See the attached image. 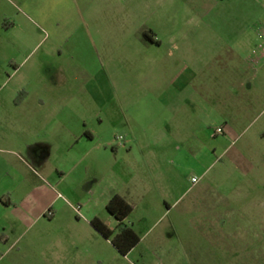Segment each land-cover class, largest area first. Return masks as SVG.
I'll return each instance as SVG.
<instances>
[{"label": "rangeland", "instance_id": "obj_1", "mask_svg": "<svg viewBox=\"0 0 264 264\" xmlns=\"http://www.w3.org/2000/svg\"><path fill=\"white\" fill-rule=\"evenodd\" d=\"M203 1L54 0L40 9L44 0H34L36 10L28 12L39 24L36 41L9 45L0 65V116L30 113L41 95L78 97L86 101L83 113L96 137L81 169L68 172L61 184L53 182L61 197L52 209L56 221L49 228L39 225V264L50 258L60 264H264V98L258 90L264 54L254 50L263 43L250 26L255 11L246 10L252 22L247 41L227 43L236 44L242 57L224 52L203 65L186 58L188 66H198L200 81L179 91L176 72L190 82V71L176 69V60L190 50L175 37L208 33L201 20L212 15ZM235 10L232 20L238 19ZM237 35L230 33L232 39ZM41 61L61 71L59 82L49 83L51 91L41 83L47 76ZM16 64L23 69L12 77ZM31 67L32 81L25 73ZM203 79L208 87L200 85ZM176 97L230 103L235 133L216 136L225 123L207 118L206 106L199 107L197 120L165 115L157 101ZM27 98L33 107L18 109ZM95 162L101 165L98 179ZM58 168L69 171L56 155L55 179ZM110 188L140 191L157 202L165 197L172 207L149 218L141 211L131 216L127 223L148 236L127 257L95 229L96 236L88 235L94 217L117 230L106 210ZM51 236L57 242L47 249L42 241Z\"/></svg>", "mask_w": 264, "mask_h": 264}, {"label": "crops", "instance_id": "obj_2", "mask_svg": "<svg viewBox=\"0 0 264 264\" xmlns=\"http://www.w3.org/2000/svg\"><path fill=\"white\" fill-rule=\"evenodd\" d=\"M53 2L54 0H44L40 9L50 7ZM203 3L209 15H212V19L201 20V25L207 27L208 33L175 37V41L189 43L185 48L190 50L185 53L181 51L176 60V69L179 70L185 66L190 71V82L182 72H176L174 78L179 91L199 84L200 81L198 66H188L186 58L199 59L198 63L201 59L200 63L203 65V63L208 64L209 62L205 61L209 59L214 61L224 52H229L235 57H242L243 53L237 49L236 44L231 46L227 43L247 41V27L252 22L247 21L246 14H244L246 10L255 11L253 14L256 20L250 26L256 27L255 38L263 45L255 47L254 50L258 48L264 54V0H204ZM36 5L34 0H0V65L5 63V59L7 60L9 45L36 41L39 24L28 12L36 10ZM232 9L238 12L237 20L229 17ZM232 31L238 32L237 37L233 39L230 36ZM41 62L42 64L40 62L39 64L47 74L41 83L47 87L46 90L51 91L54 86H49L51 83L59 82L61 71L51 67L46 61ZM22 67L23 64H16L12 77L19 76ZM202 69H207V67L204 65ZM25 73L31 77L32 81L33 74H35L34 68H29ZM83 73L87 76L94 75L88 73L86 69H83ZM93 78L94 76L91 79ZM206 80L203 79L200 85L208 87ZM240 86L248 87L246 83ZM253 87L249 84V89ZM258 90L260 96L264 98V83L258 87ZM29 102L30 98H27L19 101L16 106L26 111L25 107H33ZM144 102L138 101V106H145ZM157 105L165 115H172L180 120H197L199 107L206 106L204 113L207 118L210 117L211 121L217 118L225 123V126H221L224 128V134L227 131L235 133V127L229 124L232 106L225 101L216 103L212 98L198 100L176 97L159 100ZM35 106L36 108H32L30 113L16 112L0 116V264H39L37 257L40 242L39 225L41 223L42 228H49L50 224L56 221L57 215L52 209L61 197L55 190L53 182L61 184L68 172L81 169L86 158L91 155L92 146L96 141L95 135L87 126L86 114L83 113L86 111L85 100L78 97L41 95ZM56 155L59 162L65 163L69 169L67 171L65 168H58L57 173L60 175L58 179L54 178L51 170ZM93 166L95 178L97 174L100 177L101 165L95 162ZM88 171V168H84L83 174L88 175ZM172 182L176 189L175 178ZM115 195H120L133 206V214L141 211L146 218L172 210L165 197L157 202L159 199L140 191L133 194L110 188L108 203ZM94 218L90 220V225ZM131 224L141 237V245L148 235L142 237L136 230V224L130 222L129 225ZM93 230L88 231L91 237L96 236V231ZM224 230L225 227H222L223 232ZM219 231L221 230L212 232L219 233ZM42 242H46V248L49 249L55 246L57 240L51 236L43 239ZM47 264H60V261L50 258Z\"/></svg>", "mask_w": 264, "mask_h": 264}, {"label": "trees", "instance_id": "obj_3", "mask_svg": "<svg viewBox=\"0 0 264 264\" xmlns=\"http://www.w3.org/2000/svg\"><path fill=\"white\" fill-rule=\"evenodd\" d=\"M107 212L117 222V230L110 229L101 219L94 218L91 226L106 240L111 241L118 252L127 257L141 243V237L127 220L134 212V208L120 195H115L106 206Z\"/></svg>", "mask_w": 264, "mask_h": 264}, {"label": "built area", "instance_id": "obj_4", "mask_svg": "<svg viewBox=\"0 0 264 264\" xmlns=\"http://www.w3.org/2000/svg\"><path fill=\"white\" fill-rule=\"evenodd\" d=\"M223 133H224L223 128H219V129H217L215 135L217 136V135H221V134H223ZM118 141H119V142H124L125 140H124L123 137H119ZM198 182H199V181H198L197 179H194V183H195V184H197Z\"/></svg>", "mask_w": 264, "mask_h": 264}]
</instances>
